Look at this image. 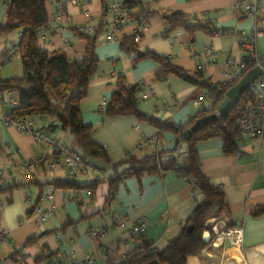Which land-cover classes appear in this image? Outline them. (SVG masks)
I'll return each instance as SVG.
<instances>
[{"label": "crops", "instance_id": "0c3cea01", "mask_svg": "<svg viewBox=\"0 0 264 264\" xmlns=\"http://www.w3.org/2000/svg\"><path fill=\"white\" fill-rule=\"evenodd\" d=\"M55 1L63 2V14L55 24L64 27L65 33H53L50 21L38 35L39 45L81 61L86 45L83 35L95 36L96 73L90 78L79 109L83 124L94 129L92 141L104 148L111 161L127 153L138 158L149 156L174 145L176 136L172 133L165 132L157 140V129L147 121L149 118L182 125L199 111L213 107L211 113L215 112L222 100L216 105L210 101V97L215 99L213 87L230 83L222 73L229 69L226 62L246 57L240 45L242 35L253 30L262 32L256 53L264 61V32L257 29L259 23H264L257 19L263 9L255 18L247 16L245 0H142L144 10L140 5L135 7L136 13H141L135 15L130 31H138L141 23L145 25L136 43L137 52L170 58L173 66L191 75L190 79L161 73L162 67L156 61L136 59L137 54L120 49L118 40L105 39L99 21L112 0H48L49 18L56 10ZM6 10L7 4L0 2V25L5 22ZM173 12L207 24L213 32L198 30L190 34L183 27L168 29L165 16ZM88 23L97 28L95 33H88ZM16 42L13 33L0 35V59ZM20 75L18 58L0 64V78ZM118 78L138 87L137 109L144 119L138 115H104L103 107ZM202 82L211 88L200 87ZM10 99L15 103L8 104ZM16 104L15 94L0 93V116L11 117L7 110ZM28 119L32 121L30 132H21L0 119V186H13L0 193V232L8 234L0 243V264H87L86 256L94 257L95 264H113L142 241L161 250L178 237L197 203L195 187L187 178L163 170L139 178L126 177L113 193L106 183L108 179L91 189V182L103 180H93L86 171L70 177L64 168L66 157L60 147L79 152L73 135L58 128L48 130L57 123L54 115ZM47 138L58 146L50 145ZM238 138L232 154L223 153L219 137L196 143L199 168L208 184L221 193L224 208L217 210L213 205L208 210L204 224L209 230L204 231L209 233V243L199 254L187 257V264H264V214H253L264 205V141ZM183 142L171 152L175 154L172 160L180 164L186 152V148L182 150ZM35 158L41 161L35 164ZM84 161L110 171L109 165L98 160ZM67 178L73 187L39 185ZM40 207L52 208L42 221L36 214ZM121 223H144L145 230L140 236L132 235ZM228 229L232 231L230 237L222 238L220 233Z\"/></svg>", "mask_w": 264, "mask_h": 264}, {"label": "trees", "instance_id": "16d2710c", "mask_svg": "<svg viewBox=\"0 0 264 264\" xmlns=\"http://www.w3.org/2000/svg\"><path fill=\"white\" fill-rule=\"evenodd\" d=\"M48 0H0L7 4L5 22L0 25V35L15 34L17 42L10 49L16 48L21 70L20 77L0 78V93L7 92L16 95L17 104L7 111L11 117H36L49 114L56 117L57 123L50 126L48 130L58 128L73 135L76 148L83 160H98L109 165L110 171H106V182L111 193L115 191L120 182L126 177H141L150 173H160L163 170H172L189 180L204 195V203L200 208H195L192 215L187 219L177 238L172 240L165 248L154 251L152 243L142 241L126 254L124 260L114 264H187V257L199 254L205 249L209 242L202 239V232L209 230L205 225L208 210L215 205L217 210L224 208L221 193L208 184L207 177L201 172L196 154V143L213 137H219L223 141V153L232 154L237 149L238 127L237 121L245 109L254 102V94L247 89L225 114L218 116L216 121L210 122L200 130L192 133L186 141V162L184 165L175 160H165L167 153L174 152L179 142L183 141V131L190 127L194 121L213 111H199L182 125L172 122H159L154 118H145L157 129V140L162 138L163 133L174 134V145L170 149L157 150L149 156L135 157L127 153L118 161L107 158L102 146L97 145L91 139L93 128L83 124L80 116L79 104L85 98L90 78L96 73L97 60L94 53L95 36L83 35L86 45L84 56L81 61L69 58L61 50L47 51L39 45L38 32L46 26L49 15L46 7ZM129 6L140 5L124 1ZM262 15L258 21L264 22V4ZM144 10V9H143ZM141 13V12H140ZM136 13L135 15H140ZM168 29L183 27L188 33L195 31L212 33L207 24H200L186 14L180 12L169 13L165 16ZM209 25V24H208ZM119 47L124 53H135L136 59L150 58L161 67V73L172 72L185 79L182 70L173 66L168 57H161L151 52H137L136 42L129 35L121 37ZM243 60L246 57L242 58ZM198 74V73H197ZM199 76V75H197ZM243 74L240 76V78ZM239 78V79H240ZM238 79V80H239ZM237 80V81H238ZM197 83V80H193ZM236 80L232 83H235ZM232 83L218 85L213 90L215 97L214 105L218 104L224 97L225 91ZM203 84V85H202ZM199 86H209L202 82ZM136 85H127L124 78H118L109 100L103 107L104 115H141L137 109ZM186 171V173H185ZM105 179V180H106ZM72 180H52L39 184L40 186L53 185L55 187H73ZM103 181H93L89 188L93 189ZM17 186V184H15ZM13 186L1 185L0 193L10 191ZM254 215L264 214V205L259 206ZM192 225V231L186 228Z\"/></svg>", "mask_w": 264, "mask_h": 264}, {"label": "built area", "instance_id": "2783aa9c", "mask_svg": "<svg viewBox=\"0 0 264 264\" xmlns=\"http://www.w3.org/2000/svg\"><path fill=\"white\" fill-rule=\"evenodd\" d=\"M124 1H130L131 3H141L142 0H112L110 3L106 4L104 9V16H102V21H99V25H102L105 31V39L110 40H120L121 37L125 35H130L134 42H138L140 39V31L144 29V23H141L138 31H130L129 27L134 22V17L137 11H135L136 6H129L125 4ZM263 0H245L243 3L244 14L255 18L262 7ZM55 12L51 15L48 22H53L52 32L57 34H64V27L55 24V20L60 14H63V2L55 1ZM85 11L84 14H87ZM107 16V18H106ZM142 21V20H139ZM48 24V23H47ZM46 24V25H47ZM46 27V26H45ZM44 27V28H45ZM42 28L38 35L44 30ZM88 33L93 34L96 32L97 28L94 26L87 25L86 27ZM262 38V32L253 30L250 34H244L240 37V45L246 50V59H229L226 62V67L228 70H224L222 73L224 78L228 82L232 83L244 74L247 70L260 67L262 69L261 74L254 82L250 85L249 89L254 94V102L249 105L240 118L237 121L238 134L240 138H251L258 141H264V61L260 60L256 53L257 42ZM18 57L16 48H12L7 51L0 59V64L6 60L16 59ZM225 84V83H224ZM210 101L214 102L215 99L210 97ZM15 101L10 99L8 104H14ZM5 123L14 125L21 132H30L32 121L28 118L23 117H8L0 116ZM50 145L58 146L57 143L52 139H46ZM63 155L66 157L64 163V168L66 169L70 177H76L81 175L84 171L88 172L93 180H105L106 170L100 169L97 166L87 165V163L80 157L79 152L69 150L64 147H60ZM41 161V158H35L34 163L37 164ZM87 195H90V191H87ZM46 199H50L49 195ZM50 209H42L41 207L36 209L37 219L39 221L44 220L48 217L51 212ZM126 223H121L120 226H125ZM128 226V225H127ZM128 229L132 235L140 236L145 230V224L139 223L136 225L128 226ZM232 233L231 229L224 230L220 233L222 238L230 237ZM8 237V234L3 231L0 232V243ZM154 251L159 249L152 244ZM126 254L116 263L124 260ZM85 262L87 264H95L94 257L86 256ZM111 264V263H110ZM114 264V263H113Z\"/></svg>", "mask_w": 264, "mask_h": 264}, {"label": "water", "instance_id": "95a60500", "mask_svg": "<svg viewBox=\"0 0 264 264\" xmlns=\"http://www.w3.org/2000/svg\"><path fill=\"white\" fill-rule=\"evenodd\" d=\"M258 30H262L264 32V23H259L257 25ZM264 66V63H263ZM262 69L260 67H254L246 71V73L243 74V76L236 81L231 87H229L225 93L222 101L216 106V110L213 113L204 115L194 121V123L185 129L182 133L183 137V143L181 144L182 150L186 148V141L190 138L193 132L200 130L202 127H204L206 124L216 121L218 116L225 114L230 108L233 107L235 103L239 101L240 96L250 87V85L254 82L256 78L259 77L261 74ZM175 158V154H166L164 159L166 160H172ZM187 155L183 153L181 155V163L182 165L186 162ZM186 173V171H185ZM196 192V199L197 203L195 208H200L201 205L204 203V195L200 193L199 189L195 187ZM193 229L192 225H189L187 227V231L190 232ZM209 238L208 231H204L202 234V239L204 241H207ZM226 247L229 246V242L226 241L224 243ZM208 264H214V263H208ZM227 264H240L236 261H230Z\"/></svg>", "mask_w": 264, "mask_h": 264}, {"label": "rangeland", "instance_id": "374dc122", "mask_svg": "<svg viewBox=\"0 0 264 264\" xmlns=\"http://www.w3.org/2000/svg\"><path fill=\"white\" fill-rule=\"evenodd\" d=\"M259 53H260V55L262 54V50H261L260 46H259ZM227 238H229V236ZM221 264H225V263H221Z\"/></svg>", "mask_w": 264, "mask_h": 264}, {"label": "bare ground", "instance_id": "6f19581e", "mask_svg": "<svg viewBox=\"0 0 264 264\" xmlns=\"http://www.w3.org/2000/svg\"><path fill=\"white\" fill-rule=\"evenodd\" d=\"M233 238H234V239H237V236L235 235ZM232 242L234 243V242H235V240H233Z\"/></svg>", "mask_w": 264, "mask_h": 264}]
</instances>
